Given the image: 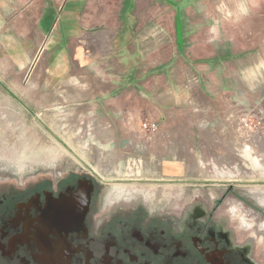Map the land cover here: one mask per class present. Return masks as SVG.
<instances>
[{
    "label": "crops",
    "instance_id": "crops-1",
    "mask_svg": "<svg viewBox=\"0 0 264 264\" xmlns=\"http://www.w3.org/2000/svg\"><path fill=\"white\" fill-rule=\"evenodd\" d=\"M232 1L239 6L231 22L220 2L205 19H190L194 31L187 35V58L186 49L181 53L176 47L187 61L159 62L153 71L144 67L135 81L126 69L118 74L116 67L119 53L124 57L132 51L125 36L129 25L124 30L117 19V0H0V87L22 108L53 113L49 119L55 126H61L59 113L64 112V125L74 129L67 139L93 141L100 156L103 150L131 155L139 144L141 153L148 145L156 153L159 141L142 145L137 138L136 122L142 119L159 121L160 134L168 140L182 134L189 122L190 129L214 134L232 125L237 113L246 112L247 102L257 103L264 93L257 54L263 48L258 39L264 11L258 24L240 26L246 3ZM177 17L178 11L173 38L184 44L188 33ZM145 28L142 23L136 30L133 51L143 47L140 38L145 41L148 34L156 43V29L147 34ZM206 58L210 60H202ZM182 70L188 71L186 79ZM81 118L86 130L80 134L75 127ZM163 150H172L169 142Z\"/></svg>",
    "mask_w": 264,
    "mask_h": 264
},
{
    "label": "rangeland",
    "instance_id": "rangeland-1",
    "mask_svg": "<svg viewBox=\"0 0 264 264\" xmlns=\"http://www.w3.org/2000/svg\"><path fill=\"white\" fill-rule=\"evenodd\" d=\"M243 1L246 3V12L240 26H246V22L249 26L258 24V15L264 11V0ZM117 2L120 5L117 19L122 23L121 28L124 29L127 23L129 25V33L127 34V29L125 36L132 42V51L126 52L124 57L120 52L116 67L118 74H123L126 69L128 76L135 81L140 80V71L144 67L153 71L159 62L164 65L185 62L186 59L180 52L183 53V49H186L187 58V35L194 31L190 19H205L204 15L215 12L216 5L220 2L224 3V14L228 23L236 18V5L239 6V3L234 5L232 0ZM176 11L183 31L188 33L185 43L177 42L178 45L173 38V31L176 30L173 14ZM142 23L146 26L147 34L156 29V43L152 44L153 36L148 34L145 41L140 38L142 50L133 51L138 46V42L134 41L138 38L136 30ZM262 28L264 29V24ZM258 43L263 46L257 50L263 70L264 32L259 36ZM177 46L179 53L176 51ZM244 54L243 51L240 55ZM224 55L225 53L222 56ZM180 74L181 78L188 77V71L182 70ZM149 75L151 72L147 74ZM59 115L61 126H55L49 119L54 117L53 113L22 108L16 98L7 95L0 87V194L13 189H24L29 183H36L42 178L56 181L75 172L94 176L104 182L103 199L108 207L122 205L132 208L141 205L154 215L172 217L175 227L182 232L200 229L207 221L211 229H229L234 235V223L226 218L223 210L230 205H237L246 214L247 211L264 214V209L247 195L256 191L264 199V93L257 103L254 100L251 103L248 101L246 112L240 116L237 113L236 120L232 119V125H225L223 130L219 129L214 134L206 130L197 132L196 129H190L189 122L182 134L170 136L168 140L160 134L159 121H153L159 126L154 132H147L142 128L149 120L136 122L137 138L142 145L159 141L156 153L152 152L151 145L146 149L142 146L144 150L141 153L139 144L132 148L131 155L103 150L105 153L100 156L93 141L68 140L74 129L64 125V112ZM220 118L226 117L222 115ZM84 123L81 118L75 127L80 134L86 130ZM167 141L172 148L170 152L163 150L168 147ZM235 171L239 173L234 176ZM241 171L246 173L242 174ZM231 183L235 184L232 193L242 194L250 203L253 201L254 206H242L232 198L222 196ZM221 199L225 200L219 204ZM229 217L234 218L231 214Z\"/></svg>",
    "mask_w": 264,
    "mask_h": 264
},
{
    "label": "flooded vegetation",
    "instance_id": "flooded-vegetation-1",
    "mask_svg": "<svg viewBox=\"0 0 264 264\" xmlns=\"http://www.w3.org/2000/svg\"><path fill=\"white\" fill-rule=\"evenodd\" d=\"M234 185L222 196L251 207ZM104 190L103 181L72 172L1 193L0 264H264L263 212L223 209L234 235L207 221L182 232L141 205L108 207ZM247 195L264 209L256 191Z\"/></svg>",
    "mask_w": 264,
    "mask_h": 264
},
{
    "label": "built area",
    "instance_id": "built-area-1",
    "mask_svg": "<svg viewBox=\"0 0 264 264\" xmlns=\"http://www.w3.org/2000/svg\"><path fill=\"white\" fill-rule=\"evenodd\" d=\"M158 123L156 122H151V121H146L142 128L146 130L147 132H154L158 130Z\"/></svg>",
    "mask_w": 264,
    "mask_h": 264
},
{
    "label": "trees",
    "instance_id": "trees-1",
    "mask_svg": "<svg viewBox=\"0 0 264 264\" xmlns=\"http://www.w3.org/2000/svg\"><path fill=\"white\" fill-rule=\"evenodd\" d=\"M168 3H171V2H168ZM177 19H178V20H181L180 17H179V15H178Z\"/></svg>",
    "mask_w": 264,
    "mask_h": 264
}]
</instances>
